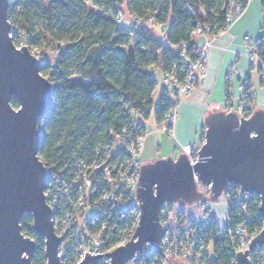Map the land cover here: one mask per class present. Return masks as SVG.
I'll list each match as a JSON object with an SVG mask.
<instances>
[{
  "label": "trees",
  "instance_id": "obj_1",
  "mask_svg": "<svg viewBox=\"0 0 264 264\" xmlns=\"http://www.w3.org/2000/svg\"><path fill=\"white\" fill-rule=\"evenodd\" d=\"M228 6L229 0H7L12 37L40 49V70L53 91L47 113L37 121V155L45 167L56 168L116 136L134 143L145 135L151 111L157 127L165 123L177 101L160 89L155 103L151 69L159 67L163 74L184 80L178 48L186 42L187 53L194 55L199 44L194 30L208 26L217 32L224 25ZM261 6L264 11V0ZM119 9L124 14L120 22L116 20ZM148 17L151 25L128 23L129 18ZM156 26L162 38L155 35ZM253 49L263 83L264 38H258ZM10 102L18 107L14 97ZM165 127L170 130L172 123L166 122ZM120 152L125 155L122 148ZM227 216L231 227L242 225L247 230L264 222L255 205H245L236 197L228 202ZM31 222L28 214L20 219L21 232L35 243L31 264H45L43 238ZM216 230L212 226V236L206 240H211L214 250L210 263L233 264V247L228 239L217 241L213 237Z\"/></svg>",
  "mask_w": 264,
  "mask_h": 264
},
{
  "label": "water",
  "instance_id": "obj_2",
  "mask_svg": "<svg viewBox=\"0 0 264 264\" xmlns=\"http://www.w3.org/2000/svg\"><path fill=\"white\" fill-rule=\"evenodd\" d=\"M10 32L7 0H0V264H31L35 243L21 232L20 219L25 214L43 238L45 264H61L59 239L43 193L46 169L37 155V121L47 113L53 91L40 72V59L28 47H16ZM12 97L18 102L16 108L11 105ZM203 126V141L194 163L181 152L175 158H158L139 166L136 198L140 213L131 239L111 251H85L78 264H95L100 254L109 257V264H124L146 242L160 252L158 210L166 201L196 202L201 193L194 176L211 184V200L227 182L238 185L242 192L259 195L258 211L264 217V109H254L247 118L234 111H211ZM262 244L264 226L248 249L235 253V264H249V251Z\"/></svg>",
  "mask_w": 264,
  "mask_h": 264
},
{
  "label": "built area",
  "instance_id": "obj_3",
  "mask_svg": "<svg viewBox=\"0 0 264 264\" xmlns=\"http://www.w3.org/2000/svg\"><path fill=\"white\" fill-rule=\"evenodd\" d=\"M249 0L244 5L242 0H229V6L224 25L215 33L206 26H197L194 35L201 38L194 55L186 51L187 43L183 42L177 52L181 56L180 70L185 73L184 80L172 73H164L161 92L171 96L175 101L182 95L192 92L202 80L205 73V63L212 41L221 36L236 22L244 12ZM124 18L123 10H117L116 20ZM129 25L136 23L152 24L150 17L146 19L129 18ZM12 35V34H11ZM13 38V37H12ZM248 50L250 64L256 68L257 54L253 49L249 37ZM27 44L19 41L17 47ZM29 49V47H28ZM38 49V48H37ZM29 51L39 58L40 49ZM261 77L262 73L258 72ZM233 74V67L226 70V79ZM240 91L228 97L224 96L222 109L234 111L239 117L247 118L254 110L256 87L247 83L243 78L239 84ZM175 107L171 108L165 117L162 130L166 122L172 123ZM125 133V130H122ZM144 136L134 143H125L116 136L111 142L95 146L89 153L72 156L56 168L48 167L44 179V196L51 208L53 230L59 239L57 255L61 264H78L85 251L90 254L111 251L119 245H124L131 238L138 219L139 207L136 198V184L139 175V153L142 150ZM125 151L122 155L120 149ZM199 145L184 144L181 152L192 164L197 159ZM200 198L194 202L198 213H188L186 208L177 201L163 202L158 210V221L161 225V236L157 246L146 242L140 251L125 260L124 264H168L169 260L182 264H211L209 254V240L212 236L211 228L216 226L214 238L220 243L228 239L236 252L248 249L250 240L263 228L247 230L242 225L230 226L227 216V205L232 197L240 198L244 204L251 203L258 209L259 195L242 192L240 187L227 182L220 195L211 200V184H203L194 176ZM220 200L223 204L222 212H215L213 202ZM216 208V207H215ZM209 237V239H208ZM264 244L256 245L249 251V264H264L262 258ZM101 257L95 264H109V257ZM233 264L235 258L233 256Z\"/></svg>",
  "mask_w": 264,
  "mask_h": 264
},
{
  "label": "crops",
  "instance_id": "obj_4",
  "mask_svg": "<svg viewBox=\"0 0 264 264\" xmlns=\"http://www.w3.org/2000/svg\"><path fill=\"white\" fill-rule=\"evenodd\" d=\"M259 5H261V0H253V3H248L240 18L224 34L212 41L208 50L205 73L202 80L192 92L179 97L176 103L172 132L169 135L167 134L173 150L178 149L179 153H181V146L184 144L200 145L204 118L211 111L223 110L221 103L225 96L226 70L230 66L233 67V74L229 78L230 93L233 95L238 94L241 80L248 78V81L246 79L247 83L256 87L254 109H264V82H260L258 71L250 64L248 54L250 45L245 41L246 36L251 40V44H254L258 39L253 42L254 38L252 35L254 32H252L250 25L256 19L258 21L261 16ZM159 31L160 27L156 26L155 35H160ZM160 36L161 38L163 37V35ZM260 37L264 38V33ZM196 42L200 43L201 38L196 39ZM151 76L156 81L153 91V100L156 103L163 79L162 70L159 67H153ZM152 119L153 128L164 132L155 124L153 114ZM145 149L154 153L160 149V144L156 143L155 137L150 140L145 135L142 156ZM194 211L186 210L188 213L197 214L198 209L196 206H194Z\"/></svg>",
  "mask_w": 264,
  "mask_h": 264
},
{
  "label": "rangeland",
  "instance_id": "obj_5",
  "mask_svg": "<svg viewBox=\"0 0 264 264\" xmlns=\"http://www.w3.org/2000/svg\"><path fill=\"white\" fill-rule=\"evenodd\" d=\"M248 3H253V0H249ZM260 6L261 5H259L260 15H261L260 18L258 19V21H257V19H256V21H253L251 23V25H250V27L252 29V32H254L253 35H252L253 38H254L253 42H255V40L257 38H259V36H261L262 33H264V18H263L264 17V11L262 10V7H260ZM124 24H126V23L124 22ZM248 36H250V35H248ZM19 40L20 39L17 36L12 38V41H13V43H14V45L16 47H17V45L19 43ZM252 46H253V44H252ZM29 48L33 52H35V50L39 49V48L37 49L35 46H31ZM47 55L51 56L52 54H51L50 51H48ZM38 59H40V58H38ZM40 72H41V70H40ZM176 101H178V99ZM224 111H226V110H224ZM174 116H175V112H173V115H172V122H173ZM163 124L161 126H158V128L160 130H162ZM145 125H146V133H145V135L147 137H149L150 140L153 137H155L156 138V143L160 144V149L155 151L154 153H151L150 150L145 149V152H144V154L142 156V151H143V147H142V150L139 153V166L141 164H143V163H146V162L152 161L154 159H158V158H165V157H168V156L175 158L179 154V150L178 149L173 150L172 145L168 141V138H169L168 135L171 134L172 127L168 131H165V129L162 130L165 133L159 131L158 129H154L153 128L152 111H151L148 119L146 120ZM201 140L203 141V134H202V139ZM202 141H201L200 145L202 144ZM200 145H199V147H200ZM220 202H221L220 200H217V201L213 202V203H215V204H213V207L215 209V212H217V213L223 211V208H221V207L224 206V205L220 204ZM182 205L186 208V210H189V211L193 210L194 211V206H195L194 203H192V204L182 203ZM194 212H196V211H194ZM208 250H209L210 257L213 258L214 257V250H213V245L212 244L209 245ZM175 263H177V261H174L172 259H170L169 262H168V264H175Z\"/></svg>",
  "mask_w": 264,
  "mask_h": 264
}]
</instances>
